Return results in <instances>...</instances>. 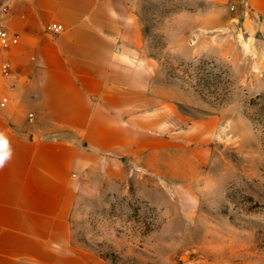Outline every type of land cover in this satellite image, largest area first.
I'll list each match as a JSON object with an SVG mask.
<instances>
[{
	"label": "rangeland",
	"instance_id": "rangeland-1",
	"mask_svg": "<svg viewBox=\"0 0 264 264\" xmlns=\"http://www.w3.org/2000/svg\"><path fill=\"white\" fill-rule=\"evenodd\" d=\"M252 12L246 0L140 1L142 55L172 91L173 133L115 182L84 184L73 250L105 264H264V35Z\"/></svg>",
	"mask_w": 264,
	"mask_h": 264
},
{
	"label": "crops",
	"instance_id": "crops-1",
	"mask_svg": "<svg viewBox=\"0 0 264 264\" xmlns=\"http://www.w3.org/2000/svg\"><path fill=\"white\" fill-rule=\"evenodd\" d=\"M140 1L14 0L19 44L0 53L13 68L0 78V264H105L71 248L80 191L155 157L173 133L172 91L142 55ZM246 1L264 35V0ZM55 23L64 33L48 32Z\"/></svg>",
	"mask_w": 264,
	"mask_h": 264
},
{
	"label": "built area",
	"instance_id": "built-area-1",
	"mask_svg": "<svg viewBox=\"0 0 264 264\" xmlns=\"http://www.w3.org/2000/svg\"><path fill=\"white\" fill-rule=\"evenodd\" d=\"M14 0H0V53H5L19 44V38L12 35L8 29V21L11 15ZM48 32L54 35L64 33L65 27L62 24H51L47 28ZM13 74V68L10 62L0 60V78H8ZM5 106V103H1ZM33 119V115H30Z\"/></svg>",
	"mask_w": 264,
	"mask_h": 264
},
{
	"label": "clouds",
	"instance_id": "clouds-1",
	"mask_svg": "<svg viewBox=\"0 0 264 264\" xmlns=\"http://www.w3.org/2000/svg\"><path fill=\"white\" fill-rule=\"evenodd\" d=\"M0 139H2L3 144H4L5 146H7V140H6V138H4L2 135H0ZM6 158H10V152L7 153L6 156L3 157L2 160H0V167L3 166V164L5 163Z\"/></svg>",
	"mask_w": 264,
	"mask_h": 264
},
{
	"label": "snow or ice",
	"instance_id": "snow-or-ice-1",
	"mask_svg": "<svg viewBox=\"0 0 264 264\" xmlns=\"http://www.w3.org/2000/svg\"><path fill=\"white\" fill-rule=\"evenodd\" d=\"M0 147H3V141H2V139H0ZM2 159H3V156L0 155V160H2Z\"/></svg>",
	"mask_w": 264,
	"mask_h": 264
},
{
	"label": "water",
	"instance_id": "water-1",
	"mask_svg": "<svg viewBox=\"0 0 264 264\" xmlns=\"http://www.w3.org/2000/svg\"><path fill=\"white\" fill-rule=\"evenodd\" d=\"M237 29H238V28H237L236 26L233 27V30H234V31H237Z\"/></svg>",
	"mask_w": 264,
	"mask_h": 264
},
{
	"label": "bare ground",
	"instance_id": "bare-ground-1",
	"mask_svg": "<svg viewBox=\"0 0 264 264\" xmlns=\"http://www.w3.org/2000/svg\"><path fill=\"white\" fill-rule=\"evenodd\" d=\"M238 30V29H237Z\"/></svg>",
	"mask_w": 264,
	"mask_h": 264
}]
</instances>
